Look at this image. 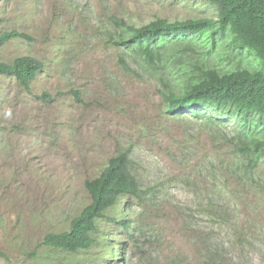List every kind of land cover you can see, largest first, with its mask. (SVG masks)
<instances>
[{"label": "rangeland", "instance_id": "1", "mask_svg": "<svg viewBox=\"0 0 264 264\" xmlns=\"http://www.w3.org/2000/svg\"><path fill=\"white\" fill-rule=\"evenodd\" d=\"M110 16L141 26L215 19L217 7L208 0H0V33L31 37L0 46V61L27 55L44 65L31 93L0 75V264H264V157L249 163V152L165 114L150 69L119 62L128 56L109 41ZM230 39L215 44L208 65L221 72L256 66ZM42 92L52 101L37 97ZM233 123L223 125L225 134ZM126 148L142 188L157 189L145 194L139 225L125 231L109 219L121 211L131 217L128 198L96 220L89 249L41 246L90 202L85 180Z\"/></svg>", "mask_w": 264, "mask_h": 264}, {"label": "trees", "instance_id": "2", "mask_svg": "<svg viewBox=\"0 0 264 264\" xmlns=\"http://www.w3.org/2000/svg\"><path fill=\"white\" fill-rule=\"evenodd\" d=\"M208 1L217 7L215 19L170 22L156 18L135 26L110 16L113 31L109 41L127 51V58H119L124 69L134 70L129 67V59L155 75L162 87L165 114L175 120L199 123L209 135L215 133L244 155L249 152L254 157L249 163H254L264 157V0ZM227 36L239 53L252 54L257 65L226 72L209 66L215 44ZM16 39L28 41L31 37L16 29L4 31L0 33V46ZM43 67L40 60L23 55L10 62L0 61V75L11 76L18 87L31 93V83ZM72 93L80 99L77 90ZM37 97L47 103L53 99L48 92ZM231 120L233 132L229 136L222 127ZM133 166L129 148L111 157L97 177L84 182L90 202L70 220L67 230L46 233L41 246L66 253L89 249L96 241V220L108 218L107 212L128 198L132 200L131 217L121 211L119 218L109 219L125 231L138 226L145 194L157 189L154 185L142 188Z\"/></svg>", "mask_w": 264, "mask_h": 264}]
</instances>
